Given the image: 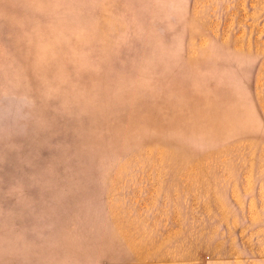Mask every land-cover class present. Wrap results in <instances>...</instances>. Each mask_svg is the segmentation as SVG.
<instances>
[{
  "label": "rangeland",
  "instance_id": "1",
  "mask_svg": "<svg viewBox=\"0 0 264 264\" xmlns=\"http://www.w3.org/2000/svg\"><path fill=\"white\" fill-rule=\"evenodd\" d=\"M0 264H264V0H0Z\"/></svg>",
  "mask_w": 264,
  "mask_h": 264
}]
</instances>
